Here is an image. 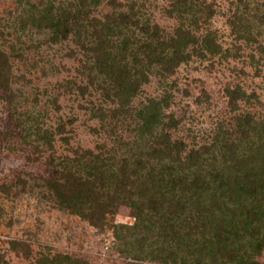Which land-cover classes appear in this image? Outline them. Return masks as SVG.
<instances>
[{
	"label": "trees",
	"instance_id": "trees-1",
	"mask_svg": "<svg viewBox=\"0 0 264 264\" xmlns=\"http://www.w3.org/2000/svg\"><path fill=\"white\" fill-rule=\"evenodd\" d=\"M45 1L30 4L22 24L29 21L39 30H49L55 43L76 41L86 57L89 83L105 100L117 104L111 109L92 108L100 120L110 113L120 117L130 112L133 99L151 76H173L190 61L191 47L201 56L204 49L213 52L210 34L197 33L215 12L199 0H173L168 12L180 22L173 35L149 18L144 20L135 5L120 10L123 5L117 0ZM104 1L112 11L100 19L94 11ZM13 68L0 45V89L8 96L13 94ZM238 93V89L228 91L231 101ZM172 98L165 94L144 104L137 130L141 152L130 150L126 159L117 162L103 148L97 154L75 150L74 157L59 163L57 175L45 180L49 192L61 210L99 229L120 206L129 207L135 222L116 227L115 236L126 246L133 244L123 250L126 257L133 253L158 264H261L257 258L264 252V130L260 137L253 118H240L239 137L225 140L221 162L215 155L217 148L224 149L218 141L187 151L164 122ZM42 130L38 128V136L51 148L56 135L65 133L63 124L59 133ZM63 140L70 143V137ZM51 160L54 163L55 156ZM1 191L9 194L12 188L2 185ZM36 264L88 263L58 254L42 257Z\"/></svg>",
	"mask_w": 264,
	"mask_h": 264
},
{
	"label": "rangeland",
	"instance_id": "rangeland-1",
	"mask_svg": "<svg viewBox=\"0 0 264 264\" xmlns=\"http://www.w3.org/2000/svg\"><path fill=\"white\" fill-rule=\"evenodd\" d=\"M40 1L0 0V45L14 67L12 96L0 89V264H36L42 257L58 254L88 264H158L133 253L124 256L123 250L133 244L126 246L115 236L116 227L135 222L129 207L120 206L99 229L61 210L45 180L56 176L62 159L74 157L80 148L96 154L103 148L117 162L126 159L130 150L141 152L137 149L143 148L138 146L140 111L149 98L161 99L165 94L173 98L164 111V122L187 151L218 141V147L224 148L215 150L221 162L225 140L239 137L237 123L246 116L258 124L261 137L264 0H199L215 12L197 33L200 37L210 34L213 52L204 49L201 56L191 47L190 61L173 76H151L133 99L130 112L120 117L110 113L105 120L97 118L92 108L111 109L117 104L105 100L89 83L86 57L76 41L55 43L49 30H39L29 21L22 24L29 5ZM117 1L123 5L120 10L135 5L144 20L149 18L168 35L180 26L168 12L173 0ZM111 11L112 6L104 1L94 16L101 19ZM237 89L240 93L233 102L228 91ZM62 124L65 133L56 135L54 148L40 140L38 128L42 133V129L59 133ZM65 137H70L69 144ZM2 185H10L12 192L3 193ZM257 259L264 264V252Z\"/></svg>",
	"mask_w": 264,
	"mask_h": 264
}]
</instances>
